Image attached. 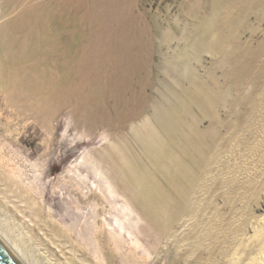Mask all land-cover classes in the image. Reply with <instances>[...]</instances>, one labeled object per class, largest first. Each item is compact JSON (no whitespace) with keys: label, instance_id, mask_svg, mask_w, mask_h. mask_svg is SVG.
I'll list each match as a JSON object with an SVG mask.
<instances>
[{"label":"rangeland","instance_id":"obj_1","mask_svg":"<svg viewBox=\"0 0 264 264\" xmlns=\"http://www.w3.org/2000/svg\"><path fill=\"white\" fill-rule=\"evenodd\" d=\"M227 1L0 0V210L47 262L204 260L177 217L225 151L263 146L264 0L218 34ZM142 184L155 211L127 200Z\"/></svg>","mask_w":264,"mask_h":264},{"label":"bare ground","instance_id":"obj_2","mask_svg":"<svg viewBox=\"0 0 264 264\" xmlns=\"http://www.w3.org/2000/svg\"><path fill=\"white\" fill-rule=\"evenodd\" d=\"M260 1L228 0L227 4L216 13H206L221 16L218 20V34H224L227 30L236 33L240 25H238L239 18L234 15L233 10L241 15L248 8L258 7L257 3ZM206 13L204 8V19L211 24V33L216 34L217 18L211 19ZM219 39L221 43L225 41L223 36ZM259 137L263 144L262 147H249L247 144L250 139L241 138L236 148L225 151L218 167L221 172V181L217 179L209 181L210 176L205 178L202 183L203 194L197 196V190H195L188 208L185 207V210L177 217L171 233L174 235L178 226L185 220L187 221L185 223H188L190 227L189 240L193 243L194 252L201 249L204 252V260H196V263L264 264V211L261 215L256 211L261 207L264 210V132ZM230 151L234 157L233 164L229 160ZM9 177L12 178V175L9 174ZM231 179L234 181L233 185H231ZM213 184H219L220 193L218 195L213 196L207 190ZM142 186H144L142 192L138 191L131 198H127L129 204L136 213L141 210L145 212V209L155 211L151 197L145 193V184ZM128 187L126 182L122 188L128 191ZM124 194V191L119 190L118 195L125 197ZM169 197L172 196L167 194L160 198L159 202L164 203ZM255 197L258 199H254ZM215 199L220 200V204L215 203ZM92 200L97 199L92 198ZM92 200L90 197L85 199V205ZM6 204L0 210V240L21 264H50V258L47 262L45 256L34 252L36 250L33 251L29 247V226L32 224L30 225L27 220L17 221ZM147 217L152 225L156 222L155 215L148 213ZM184 224L179 228H184ZM101 233L105 232L98 230V235ZM136 246L137 248L140 246L139 242ZM177 263L176 261L174 264Z\"/></svg>","mask_w":264,"mask_h":264},{"label":"water","instance_id":"obj_3","mask_svg":"<svg viewBox=\"0 0 264 264\" xmlns=\"http://www.w3.org/2000/svg\"><path fill=\"white\" fill-rule=\"evenodd\" d=\"M0 264H21L7 246L0 240Z\"/></svg>","mask_w":264,"mask_h":264}]
</instances>
